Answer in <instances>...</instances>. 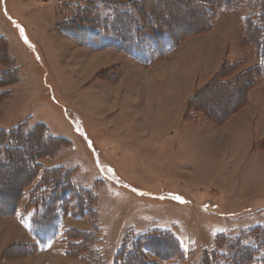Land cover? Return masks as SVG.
Masks as SVG:
<instances>
[{
  "label": "rangeland",
  "instance_id": "obj_1",
  "mask_svg": "<svg viewBox=\"0 0 264 264\" xmlns=\"http://www.w3.org/2000/svg\"><path fill=\"white\" fill-rule=\"evenodd\" d=\"M83 2L0 0V34L7 40L12 59L3 61L0 51V72L10 65L20 68L18 80L0 86V91H7L0 96V128L21 124L33 128L43 123L47 135L64 139L57 150L41 155L38 161L43 169L61 166L70 170L77 185L92 190V205L97 208L102 228L100 245L110 262L128 231L140 235L160 228L170 230L179 239L186 255L183 264H200L206 251L215 247L219 233L238 234L264 224V89L254 86L255 99L249 97L245 105L219 119L220 114L241 101L244 81L232 88L222 85L218 89L213 85L206 90L211 76L186 96L179 112L181 125L175 121L171 126L163 105L150 100L140 110L137 100L146 97L148 87L176 86L190 54L206 59L204 48L217 43L207 33L215 22L207 30L184 37L177 46L184 44L182 51L167 56L171 61L162 60L151 67L127 51L114 47L96 50L61 32L58 25L71 19ZM153 5L155 13L159 11L171 21L175 33L204 26L205 11L172 1L158 8ZM249 12L244 5L236 10L244 18ZM221 26L230 29V34L233 27L237 28L231 17ZM239 40L240 37H230V48L222 52L225 60L244 55ZM250 47L247 63L255 60L256 64L255 49ZM158 57L154 55L152 60ZM210 59L213 69L219 61ZM241 71L237 68L235 74ZM221 92H226L222 98ZM169 96L173 95L166 94L167 99ZM136 104L137 109L132 108ZM208 108L211 110H205ZM245 109L246 119L240 115ZM233 116L238 121L241 116V123L252 124V141L246 142L248 149L244 153L241 139L226 134L228 128L239 123L232 120ZM232 141L236 151H224ZM29 142L35 141L29 139L21 144L27 147ZM20 170L14 187L25 174L24 169ZM5 177L3 174L4 184ZM32 187L33 184L20 199L15 216H0V264H83L81 256L66 254L63 233L44 249L23 258L2 255L13 244L32 241L25 232V228L30 231L26 208ZM4 188L0 185V190ZM80 218L66 214L64 227L90 230V217ZM248 241L259 244L254 239ZM150 258L157 260L155 255ZM263 258L264 248L253 255V260ZM178 261L174 257L170 263Z\"/></svg>",
  "mask_w": 264,
  "mask_h": 264
},
{
  "label": "trees",
  "instance_id": "obj_2",
  "mask_svg": "<svg viewBox=\"0 0 264 264\" xmlns=\"http://www.w3.org/2000/svg\"><path fill=\"white\" fill-rule=\"evenodd\" d=\"M84 1L75 15L61 22L58 29L96 50L114 47L127 51L132 58L144 65L152 63L154 55L165 58L172 54L184 37L212 27L221 10L244 5L250 12L245 18L242 42L255 49L257 63L235 74L241 63L225 62L208 87L204 88L207 90L213 85L218 89L222 85L232 88L239 81H244L241 101L235 102L230 110L220 114L218 118L221 119L224 114L231 115L240 105H245L250 90L260 80L264 81V0ZM171 1L188 5L189 8L201 12L205 11L204 26L175 33L171 21L165 19L161 12L155 13L153 5L156 4L158 8L159 4ZM170 41L175 46L174 44L169 46ZM0 51L3 61H12L10 52H7V40L1 34ZM18 68L10 65L1 71L0 86L18 80L20 78ZM223 90L227 91L228 88L224 87ZM6 93L5 90L0 91V96ZM224 94L226 95V92H221V98ZM29 139L35 142H29L27 147H24L21 143ZM61 140L64 139L47 135L43 123L33 128H25L22 124L0 128V185L5 187V190H0V216L5 218L15 216L20 199L26 189L33 184L29 192L26 214L29 229L35 238L33 242L11 245L2 252V255L6 256L5 258H13L38 252L56 240L61 230L63 216L70 214L79 218L88 215L91 219L90 230L69 227L63 232L66 254L81 256L83 264H183L186 255L179 239L170 230L160 228L140 235H133L128 231L122 238L113 261L110 262L106 258L100 245L102 228L97 218V208L92 205L93 196L90 193L92 190L82 189L77 185L70 170L61 166L43 169L42 163L38 161L41 155L52 154L55 149L57 150ZM22 155L26 157L25 162ZM6 167H10L11 171L9 169L7 171ZM20 169H24L25 174L14 187L12 184L14 178L18 177ZM3 174L7 179L5 184L2 182ZM10 196L13 198H9ZM249 239H254L259 244L249 242ZM215 243L211 251H206L200 264H264V258L253 260V255L264 248V224H258L238 234L219 233ZM150 255H155L157 260L151 259ZM174 257H178L179 261L170 263Z\"/></svg>",
  "mask_w": 264,
  "mask_h": 264
},
{
  "label": "crops",
  "instance_id": "obj_3",
  "mask_svg": "<svg viewBox=\"0 0 264 264\" xmlns=\"http://www.w3.org/2000/svg\"><path fill=\"white\" fill-rule=\"evenodd\" d=\"M237 8L238 7L227 9V10H221V12L219 13V16L215 20L214 26L207 31V33H209L210 36L212 37V39L214 41L216 40L217 43L213 42V43H211L210 48H207V47L204 48L205 49L204 54L205 53L207 54V57H205L206 59L204 58L205 60L203 61V59L201 60L198 56L194 55L195 53L190 54V56H188L185 59L184 64H183L184 66L181 68V70L178 74V77L180 79H179L178 83L176 84V86H174L172 88H165V89L161 88L159 86L158 89H156V87L153 88L152 90L149 89L150 91H148L149 93H147V94H149L148 96H146L142 100H137L139 103L138 106H140V108H139L140 110L145 109L146 104L148 102H150V100H153V101L157 102L159 105H163L162 107H163L164 111L168 114V117H169L168 120L170 121L169 124L171 126L175 125V124H173L175 121H176V124H179V126H180L182 121L179 120L180 119L179 118V112L182 110L181 108L183 106V103L186 102L187 97L191 96V93L194 92L195 87H198L200 85L202 86L203 84H205V81L211 79V76L214 77L218 73V71L223 66V65H221V63L224 64L225 62H227V60H228V62H231V63L232 62H240L241 64H240L239 68L241 70L242 69L245 70V69H247V68H249L255 64V60L253 61V63H247V59H248V56H250L252 48L250 46L243 45L242 34L244 31V27H245V18L243 17V14H241V13L237 14L236 13ZM228 17H231L233 19V21L235 22L236 27H237V28H234V27L232 28V30L234 29L232 31L233 34H232V32L230 34V31H229L230 29H227L225 27L223 28L221 26V24H226ZM231 36H232V38L234 37L237 39L240 37L239 42L244 49V55L245 56L243 55L241 57H238V59H236V60H230V58L225 60L224 58L226 56H224L222 52L225 51L226 48H228V47L230 48V41L229 40H230ZM183 45L184 44H182V46ZM182 46H181V48L177 47L170 56H172V55L176 56L175 55L176 53H180L182 51ZM121 54L124 57L130 58L126 53L125 54L121 53ZM210 58H212L216 61H219V63L214 65L213 69H211V66H210L211 61H212ZM208 59H210V60H208ZM162 60L166 61V60H168V57L167 58L158 57V58L154 59V61L152 63H150L149 66H151V67L157 66L158 64L161 63ZM146 66H148V65H146ZM260 81L255 85V89H257L259 87L264 89V81L263 80H260ZM255 89H252L250 91V93H249L250 98L251 97L254 98ZM166 94L173 95V96H171V97L169 96V98L167 99ZM154 96H156V98H154ZM159 96H160V98H159ZM172 97L174 99H172ZM171 100H172V103H171ZM251 103L253 104L252 101H251ZM256 105H257V102L255 101L254 106H256ZM162 107H161V109H162ZM132 108L137 109V104L132 106ZM158 109H160V108H158ZM247 109L240 112L241 113L240 115L243 116L244 118L248 116L245 113L247 111ZM241 116H239L240 120L242 119ZM232 120L235 122L240 121V120L238 121V118L236 116H233ZM260 124H261L260 126L262 127V123H260ZM227 125H229V124H227ZM227 125H225V126H227ZM227 131L228 132L226 134L231 133L233 136V139H235V140L237 138L241 139L240 140L242 143L241 149L243 151L242 153H244V151L248 149V145L246 144V142L252 141L251 140V137H252V135H251V133H252L251 122H243V123L239 122L237 124H234V127H232L231 129L228 128ZM196 133H198V132H196ZM197 141H198V139H197ZM234 142L235 141H232V143H230L229 146H227L224 151H226V152L231 151L232 153H234L237 149V147L235 148ZM172 147L175 148L174 145ZM65 216H63L62 221H61V230L59 232V235L66 230V227H64V222H66ZM64 219H65V221H64ZM80 219H82V218H79L78 220H80ZM68 227H72V225L68 226ZM89 228H90V222H89ZM25 232L29 235L30 240L35 241V238L33 237L31 232L27 228H25ZM63 238H64V236H63ZM42 249H44V247Z\"/></svg>",
  "mask_w": 264,
  "mask_h": 264
},
{
  "label": "bare ground",
  "instance_id": "obj_4",
  "mask_svg": "<svg viewBox=\"0 0 264 264\" xmlns=\"http://www.w3.org/2000/svg\"><path fill=\"white\" fill-rule=\"evenodd\" d=\"M95 61H96V60H94V61L92 62L93 65H94V62H95ZM95 63H96V62H95ZM91 67H92V65H91ZM87 72H88V71H87ZM148 85H149V84H148ZM146 87H147V86H146ZM148 91H150V90H149V87L145 90V92H146L145 95H146V96L149 95V94H147V93H149ZM102 94H103V97L106 99V102H107V98H106L107 96H106V94L103 93V92H102ZM107 104H108V102H107ZM240 127H241V126H240ZM257 154H258V153H257Z\"/></svg>",
  "mask_w": 264,
  "mask_h": 264
}]
</instances>
